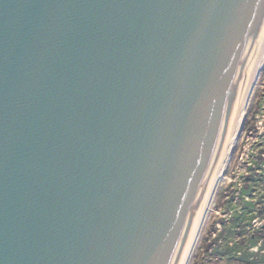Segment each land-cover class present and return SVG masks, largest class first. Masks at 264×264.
I'll return each instance as SVG.
<instances>
[{
  "label": "water",
  "instance_id": "obj_1",
  "mask_svg": "<svg viewBox=\"0 0 264 264\" xmlns=\"http://www.w3.org/2000/svg\"><path fill=\"white\" fill-rule=\"evenodd\" d=\"M264 43V0H0V264H183Z\"/></svg>",
  "mask_w": 264,
  "mask_h": 264
},
{
  "label": "rangeland",
  "instance_id": "obj_2",
  "mask_svg": "<svg viewBox=\"0 0 264 264\" xmlns=\"http://www.w3.org/2000/svg\"><path fill=\"white\" fill-rule=\"evenodd\" d=\"M263 152L264 64L249 103L242 131L232 152L224 179L220 181L212 200L189 264L213 263V252L217 251V247L222 246L226 238L229 239L227 233L233 227L235 214L238 213H235L236 208L239 211L245 206V198L254 202L259 201L260 191L258 192L255 187L262 190L264 186ZM254 192L257 193L256 196L252 194ZM254 221L256 229L264 227V218L256 217ZM253 255L259 254L254 252Z\"/></svg>",
  "mask_w": 264,
  "mask_h": 264
},
{
  "label": "flooded vegetation",
  "instance_id": "obj_3",
  "mask_svg": "<svg viewBox=\"0 0 264 264\" xmlns=\"http://www.w3.org/2000/svg\"><path fill=\"white\" fill-rule=\"evenodd\" d=\"M262 188L255 187L260 191L259 201H250L243 195L245 206L239 211L236 208L235 213H238L235 214L233 227L227 233L229 239L226 238L222 246L213 252L211 264H264V227L256 229L254 221L256 217L264 218V186ZM252 194L257 195L256 192ZM254 252L259 255L254 256Z\"/></svg>",
  "mask_w": 264,
  "mask_h": 264
},
{
  "label": "bare ground",
  "instance_id": "obj_4",
  "mask_svg": "<svg viewBox=\"0 0 264 264\" xmlns=\"http://www.w3.org/2000/svg\"><path fill=\"white\" fill-rule=\"evenodd\" d=\"M263 64H264V43H263L262 48L260 50V53L258 55V59H257V62L255 64L252 75L250 77V80L247 84V87H246V90H245V93L243 96V100H242V103H241L239 111H238V115H237V118H236V121L234 124V128H233V131L231 134L230 142H229L228 148L226 150L222 165L220 167V170L218 172V175L216 177V180L214 182L212 190L209 194V197L205 203V206H204V208L200 214L197 226L195 228V231H194L193 237L191 239V242H190L189 248L187 250L183 264H189V261L191 259V256L193 254V251H194V248L196 245V242L199 238V235H200L201 230L203 228L204 222L206 220V216H207L208 212L210 211V206H211L212 200L216 194V190L218 188V185H219L220 181L224 179V174L226 172V168L228 166V163L230 162L232 152L235 149L237 140H238L240 133L242 131L243 124H244L246 116H247V110L249 107V103H250L253 91L255 89V86L257 84L258 77L260 75V71L263 67Z\"/></svg>",
  "mask_w": 264,
  "mask_h": 264
}]
</instances>
